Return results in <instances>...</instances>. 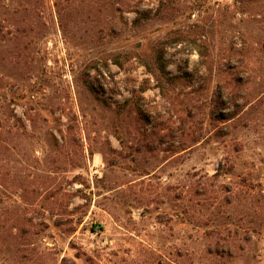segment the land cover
I'll return each instance as SVG.
<instances>
[{
  "label": "rangeland",
  "instance_id": "374dc122",
  "mask_svg": "<svg viewBox=\"0 0 264 264\" xmlns=\"http://www.w3.org/2000/svg\"><path fill=\"white\" fill-rule=\"evenodd\" d=\"M0 264H264V0H0Z\"/></svg>",
  "mask_w": 264,
  "mask_h": 264
}]
</instances>
